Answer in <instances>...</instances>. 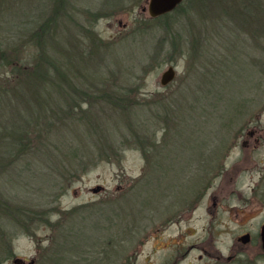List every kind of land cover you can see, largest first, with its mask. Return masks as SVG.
<instances>
[{
  "label": "rangeland",
  "instance_id": "1",
  "mask_svg": "<svg viewBox=\"0 0 264 264\" xmlns=\"http://www.w3.org/2000/svg\"><path fill=\"white\" fill-rule=\"evenodd\" d=\"M241 1L184 0L167 21L148 0H0V92L21 67L70 78L66 101L40 86L38 150L0 142V264H264V0ZM23 109H0V140Z\"/></svg>",
  "mask_w": 264,
  "mask_h": 264
},
{
  "label": "trees",
  "instance_id": "2",
  "mask_svg": "<svg viewBox=\"0 0 264 264\" xmlns=\"http://www.w3.org/2000/svg\"><path fill=\"white\" fill-rule=\"evenodd\" d=\"M191 2H201L204 0H190ZM238 2H242L241 0H237ZM246 1V0H245ZM183 7V4L179 6V8L181 9ZM260 7H255L254 9H251L248 7L247 12L246 13H258L260 12ZM240 11L238 13H243V7H241L239 9ZM259 10V11H258ZM174 13H168L166 15H163L161 17H159V19H163V20H167L169 19V17H171ZM176 38H180V36H175ZM173 40V37H172ZM177 48L182 47L183 41L179 40L177 42ZM4 60V56L2 55V62ZM47 62V60H46ZM53 64V63H52ZM54 67V70H57V66L56 64L52 65ZM24 67H21V69H19V75L21 74V82L20 85L17 84L14 86L12 92L10 91H3L0 92V97H1V101H0V109H20V107H24V111L27 112V114L25 115L23 122L18 124L17 122H13L10 126V131L9 134H7V136L5 137V140H0V142L5 141L4 145H3V150L6 149V154H4L5 156H11L13 155L15 152H17L18 154L21 155H26L27 152H32L34 153V150L36 149L35 146H33L32 142H27L25 143L24 138L28 137L26 135L30 134L32 132V127H34V124L36 123V125L40 124V122L45 123L46 119L48 118L47 114L49 113V109L52 108V93L45 95V90H40V86L43 83H52L53 86V90H56V95L58 94L59 96H61L62 100L66 101L68 98L67 96H65V92L68 90L69 88V79H68V74L67 72L64 70V74L59 72V70H57V77L61 78V75L63 76L61 78V81L56 80H47V76L49 73V68H47L45 71H43V73L38 72L37 70H30ZM21 70V71H20ZM23 71H27V72H23ZM55 77V76H54ZM56 77V78H57ZM60 80V79H59ZM39 88V89H38ZM42 88V87H41ZM40 91V92H38ZM117 91H109V89H106L102 95L103 98H105V100H107L108 102H111L113 104H116V102L119 101V98L123 99V98H127L128 95H130V92L127 90H123L120 91V93H116ZM87 96V95H86ZM75 97H80V96H75ZM82 98V97H81ZM20 105V106H19ZM128 113V111H127ZM62 119V118H61ZM132 123V122H131ZM31 131V132H30ZM10 134L13 136V138L10 136ZM25 134V135H23ZM39 134V133H37ZM41 135V134H40ZM11 137V139H10ZM8 138V139H7ZM9 140V141H8ZM14 148H16L14 150ZM30 149V150H29ZM29 150V151H28ZM38 150V149H36ZM107 154V153H106ZM116 155V154H115ZM112 158V157H109ZM11 206H8V204L5 206V209H1V213H6L5 215H9L11 217V219L13 220H19V218L15 219V217H19L17 216V214L19 212H21L20 207L16 206L15 208H10ZM14 209L15 212L13 211ZM17 213V214H16ZM25 213V214H24ZM38 214V213H36ZM36 214L34 212H30L28 210H26L25 212H23L22 210V220H25L26 218H29L31 216L36 217ZM3 215H0V218ZM33 223V221H32ZM1 234H5V233H1ZM1 237H5V235H2ZM4 244L7 246L8 251L11 252L12 249V243L10 239L4 238ZM2 240V241H3ZM12 254V253H11ZM1 261V260H0Z\"/></svg>",
  "mask_w": 264,
  "mask_h": 264
},
{
  "label": "water",
  "instance_id": "3",
  "mask_svg": "<svg viewBox=\"0 0 264 264\" xmlns=\"http://www.w3.org/2000/svg\"><path fill=\"white\" fill-rule=\"evenodd\" d=\"M184 0H148V12L151 17H159L162 15H165L167 13H170L177 9L179 5L183 3ZM145 11L146 9L143 8ZM1 49H0V64H1ZM176 69L174 66H169L167 70H165L162 73L161 76V84L163 86L168 85L171 83L175 77H176ZM102 189V186L99 185L96 188L93 189V192H99ZM261 241H262V248L264 250V223L261 226ZM239 241H242L243 243H247L250 240V234H244L243 236L238 238ZM34 260L29 261L27 264H34ZM14 264H25V261L23 258L16 257L13 260Z\"/></svg>",
  "mask_w": 264,
  "mask_h": 264
},
{
  "label": "flooded vegetation",
  "instance_id": "4",
  "mask_svg": "<svg viewBox=\"0 0 264 264\" xmlns=\"http://www.w3.org/2000/svg\"><path fill=\"white\" fill-rule=\"evenodd\" d=\"M180 6V5H179ZM178 6V7H179ZM168 14V13H167ZM166 15V14H165ZM163 16V15H162ZM151 17V16H150ZM159 17H161V16H159ZM159 17H151V18H159ZM172 66H174V65H172ZM175 67V66H174ZM250 135L251 136H254V135H257V136H255L254 137V143H253V146L255 147V148H257V149H260V147L263 145V143H264V137H263V135L262 134H260L259 133V130L257 129L256 130V134L252 131V132H250ZM251 144L252 143H250V140L247 138V139H245V140H243L242 141V143H241V146H243V147H249V146H251ZM102 189H104L103 187H102ZM260 232H261V230H260ZM260 237H261V235H260ZM262 242V241H261ZM24 261H26V259H23ZM31 261V260H30ZM34 261H35V259H34Z\"/></svg>",
  "mask_w": 264,
  "mask_h": 264
}]
</instances>
